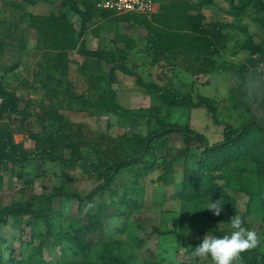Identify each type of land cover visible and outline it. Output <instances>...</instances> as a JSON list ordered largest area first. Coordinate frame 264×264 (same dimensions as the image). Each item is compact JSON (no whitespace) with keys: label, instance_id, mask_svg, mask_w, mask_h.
Returning <instances> with one entry per match:
<instances>
[{"label":"trees","instance_id":"obj_1","mask_svg":"<svg viewBox=\"0 0 264 264\" xmlns=\"http://www.w3.org/2000/svg\"><path fill=\"white\" fill-rule=\"evenodd\" d=\"M100 1L61 0L58 11L24 13L26 23L36 31V50L42 53L35 76L45 91V98L37 109H29V103L22 108V98L0 77V95L4 97L0 112V178L6 166L20 167L18 176L24 178L36 162L40 166L59 163L65 173L80 167L83 174L97 178L100 183L87 194L64 186L56 187L43 195L45 206L41 208H34L26 201L10 205L0 203V224L6 223L12 215H32L46 225L45 231L37 235L38 243L35 244L33 239L30 241L35 254L27 260L9 261L0 255V264H48L45 250L51 245L60 246L64 255L72 251L75 255L82 254L87 264L91 262L88 255L95 246L96 237L105 235L107 220L123 214L119 209L110 211L107 203L93 204L97 196L106 192L115 196L113 184L117 176L128 169H137L139 176L160 170L154 182L159 186H171L177 167L184 163L182 187L174 195L182 204L179 226L171 232L185 249L192 246L190 250L194 251V247L202 242L203 238L198 234L220 237L230 234L228 226L234 215L241 216L248 229L249 216L260 217L264 224V120L253 115L236 127L220 118L218 99L180 88L174 80L176 70L184 69L193 75L229 70L238 77L240 90L258 100L245 70L235 61L218 64L215 57L230 49L235 56L247 52L257 56L260 62L264 60V47L256 42L255 34L243 22L252 8L258 12L257 21L264 26V0H223L228 4L230 10L227 13L233 20L227 17V20L214 23L208 21L204 8L214 5L217 0L162 2L150 19L146 15L119 14L102 9V18L134 23L146 29L144 53L150 58L151 65L164 68L157 79L149 81L138 73L136 65L131 68L129 64V54L138 45L136 39L120 34L112 47H88L85 37ZM77 16L81 20L79 28L74 20ZM3 23H8L7 26L15 24ZM6 30L0 35V60L9 48H25L27 43L22 37H19L18 45L7 41L9 29ZM236 33L241 34L240 37ZM73 52L84 59L79 64L81 74L98 88L95 98L79 93L70 81L73 63L70 54ZM90 62L96 63V70H91ZM103 66L108 67V73L100 70ZM117 72L135 77L136 85L159 105L132 109L121 104L115 88ZM160 106L165 109L163 115ZM65 107H78L82 111L119 117L132 124L147 123L156 127L146 135L133 133L126 136L113 150L104 141L87 140L82 127L62 111ZM201 107L207 110L214 124L224 126L221 141L211 144L207 135L193 129L189 122L172 121L175 110L191 112ZM16 121L17 128L13 127ZM33 123L39 124L40 129ZM16 133L33 140L35 148L30 150L24 142H16ZM179 140L184 146L171 150L170 145ZM194 142L198 143L199 153ZM85 147L90 148V155H86ZM240 197L247 198L244 211L239 208ZM57 198L77 202L79 217L58 226L54 210ZM211 199H220L224 203L220 216L204 209ZM58 214L60 218L63 216ZM154 232L163 233L159 229ZM103 260L105 264H129L128 259L114 252L105 253ZM178 264H211V261L194 256L190 261ZM233 264H264V238L257 248L242 253Z\"/></svg>","mask_w":264,"mask_h":264},{"label":"rangeland","instance_id":"obj_2","mask_svg":"<svg viewBox=\"0 0 264 264\" xmlns=\"http://www.w3.org/2000/svg\"><path fill=\"white\" fill-rule=\"evenodd\" d=\"M60 1L0 0V35L9 29V35L6 36L7 41L18 45L19 37H22L24 41H28V46L26 43V47L23 49L27 50L28 47L31 49L26 55L23 69L16 71L9 77L14 85L18 83L22 75L27 76L29 74V77L31 75V70L28 69L31 60L27 57H30L33 52L30 45L34 44L36 39V32L26 23L24 13L49 14L51 11H58ZM156 1L162 3L182 0ZM229 10L227 3L223 0H217L214 5L205 7L204 13L208 21L214 23L227 20V17L230 18L229 20H233V17L227 13ZM257 17L258 12L251 8L243 22L255 34L256 42L264 47V26L257 21ZM74 20L77 19L74 18ZM4 21L15 24L7 26L8 23L5 25ZM130 32L134 34V29L132 28ZM136 32L141 43V32L137 30ZM142 32L145 33L144 30ZM10 33H12L11 36ZM236 35L240 37L241 34L236 33ZM87 42L91 47L93 43H97V40L90 34ZM140 48L143 47L140 46ZM19 51L24 50L9 48L7 53L3 55L5 58L1 60L2 66L14 63L16 52ZM21 53L23 52L19 54L21 55ZM136 54H129L130 67L133 68L136 65V70L146 81L157 79V76L163 73L161 72L164 69L163 66H153L150 64V58H146V55L139 57ZM76 57L75 54L72 55L74 64H72L69 73L70 81L79 93L95 98L98 88L81 74L79 64L84 59L78 57L79 60H77ZM215 60L218 64L223 61L237 62L245 70L250 88L258 100L253 95H245L240 90L238 77L229 70H217L198 75H193L184 69L176 70L174 74L175 84L185 90L201 92L206 96L218 99L220 101V118L230 121L236 127H239L253 115L264 120V60L260 62L257 56H251L247 52L235 56L230 49L224 50L221 55L215 57ZM90 67L91 70L97 69L95 62H90ZM107 69L108 67L103 66L100 70L108 73ZM165 69L168 70L167 67ZM170 75L173 76V73L171 72ZM116 78L115 88L118 92V100L124 106L139 109L159 105L158 102L151 99L143 88L136 85L135 77L125 76L117 72ZM62 111L73 122L82 127L87 140L90 138L104 141V144L113 150L126 136L133 133L146 135L156 127L155 124L152 126L147 123L132 124L119 117L99 115L90 110L82 111L78 107H65ZM160 113L165 114V109L161 106ZM172 121L182 124L189 122L193 129L206 134L211 144L223 139L224 126L214 124L204 107L194 109L191 112L181 109L175 110ZM34 126L36 129H40L39 124H34ZM15 137L18 143L24 142L26 148L30 150L35 148V142L27 139L25 134L16 133ZM193 144L196 149L198 143L194 142ZM183 146V141L179 140L171 144L169 148L176 150ZM84 151L86 155H90V148L85 147ZM196 151L200 152L197 149ZM163 152L161 151V153ZM31 166L32 170L29 169L30 172L24 178L18 176L17 172L21 170L20 167L6 166L3 168L0 178V203L10 205L16 201H26L30 202L34 208H41L45 206L43 195L48 194L56 187L64 186L76 192L87 194L100 183L97 178L83 174L80 167L65 173L59 163H44L40 166V163L36 162ZM183 170L184 163L181 162L174 175L175 182L171 186L162 184L163 187L154 182L160 170L143 176L137 174V169L122 171L113 184V189L116 191L115 196H112L110 192L97 196L93 206L98 203H107L111 207L110 211L119 209L123 214L111 216L107 220L105 235L96 237L95 246L89 253L88 259L93 264H105L103 255L107 252L120 254L128 259L129 264H178L193 259V251L190 250L193 247L185 249L180 246L175 234L171 232L179 226L182 204L174 195L182 187ZM246 201L247 198L245 197L239 198L241 211L245 210ZM54 210L56 211L58 226H63L70 220L79 217L77 202L72 203L66 199L57 198ZM58 212L62 213L61 218ZM247 221L250 223V229L255 230L262 240L264 238V224L261 218L249 216ZM45 227L42 219L32 215L10 216L6 223L0 224V255L7 261L11 259L27 260L32 254H35L30 241L33 239L36 241L35 244L38 243L37 235L45 231ZM228 228L231 229L230 226ZM155 229H159L163 233H155ZM226 235L228 234L226 233ZM198 237L203 238L204 234H198ZM45 258L48 260V264H87V259L85 260L82 254L75 255L69 251L67 255H64L60 246L56 245L48 246L45 250ZM91 262L88 264H92Z\"/></svg>","mask_w":264,"mask_h":264},{"label":"crops","instance_id":"obj_3","mask_svg":"<svg viewBox=\"0 0 264 264\" xmlns=\"http://www.w3.org/2000/svg\"><path fill=\"white\" fill-rule=\"evenodd\" d=\"M160 2L156 1V12L160 8ZM102 9H98V12L96 13V16L92 22V24L89 25V30L88 33L85 37L86 42L88 40V36L91 34L94 39L97 40V43H93V46H89L88 42L87 45L91 49H97L98 47H112L114 44V40L117 39V37L120 34H123L128 37H132L133 39H136L137 41V48L134 50L132 53H137L136 55H139V57H143V55H146L144 53V48H145V40H146V35L147 31L146 29L141 26L137 25L134 23H129V22H114L112 19H107V18H102L100 16ZM35 13V12H34ZM39 14V13H37ZM138 14V13H136ZM140 15V14H138ZM151 17V16H150ZM149 17V19H150ZM77 20L75 21L76 26L79 28L80 27V18L77 16L75 17ZM31 28V27H30ZM134 29V34H132L130 31ZM33 29V28H32ZM141 32L140 34L142 35V42L140 43L138 36H136L137 32ZM144 30L145 33L142 31ZM36 32V31H35ZM138 35V34H137ZM28 42V41H27ZM36 45H37V35L34 44L30 45V48H32L33 52L30 54L29 58L30 61V66L28 67L31 73L30 77L29 74L22 75L21 79L16 83L15 85L11 82L9 77L13 74L16 73V71H20V69H23V65L25 63L26 55L29 54L30 50L29 47L27 50L20 48L16 46L13 48V50H24V51H19L16 52L15 55V61L12 64H8V66H2L1 60L5 58V56L0 60V77L1 79L9 85L10 88L15 90L17 94L22 98L21 102V107H25L29 103V109L34 110V108H38L39 103L44 100L45 98V91L42 88L38 78L35 76L36 72L39 69V63L42 61V53L36 50ZM28 46V43H27ZM143 47V48H140ZM29 50V51H28ZM20 52L21 55L19 54ZM7 53V51L5 52ZM75 54L78 59V57H81L78 53L73 52L70 54V59H72L74 64V60L72 58V55ZM147 56V55H146ZM82 58V57H81ZM146 58H149L148 56ZM76 63V62H75ZM72 64L70 67L72 68ZM3 71V72H2ZM2 72V73H1ZM28 96V97H26ZM13 127L17 128V121L16 123H13ZM16 135V134H15ZM16 140V137H15ZM17 142V141H16Z\"/></svg>","mask_w":264,"mask_h":264},{"label":"clouds","instance_id":"obj_4","mask_svg":"<svg viewBox=\"0 0 264 264\" xmlns=\"http://www.w3.org/2000/svg\"><path fill=\"white\" fill-rule=\"evenodd\" d=\"M204 209L211 211L215 216H220L224 210V203L220 199L215 201L211 199ZM230 227L231 233L222 237L206 234L202 242L194 247L193 256L202 260L210 258L211 264H233L242 253L260 245L261 237L255 230L244 226L241 216H232Z\"/></svg>","mask_w":264,"mask_h":264},{"label":"built area","instance_id":"obj_5","mask_svg":"<svg viewBox=\"0 0 264 264\" xmlns=\"http://www.w3.org/2000/svg\"><path fill=\"white\" fill-rule=\"evenodd\" d=\"M98 8L119 14L138 13L150 17L156 12V0H101ZM3 104L4 97L0 95V112Z\"/></svg>","mask_w":264,"mask_h":264}]
</instances>
